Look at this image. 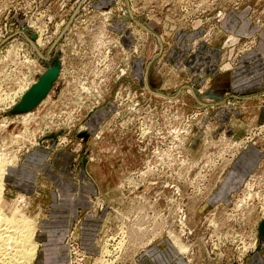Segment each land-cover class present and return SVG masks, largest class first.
I'll return each instance as SVG.
<instances>
[{"label":"rangeland","instance_id":"374dc122","mask_svg":"<svg viewBox=\"0 0 264 264\" xmlns=\"http://www.w3.org/2000/svg\"><path fill=\"white\" fill-rule=\"evenodd\" d=\"M260 26L264 0H0L6 212L21 209L41 224L45 198L35 199L27 181V192L8 194V169L54 138L56 150L94 156L103 183L117 186L107 207L98 197L93 202L102 216L98 253L82 247L75 226L61 241L63 264H71L69 246L77 241L84 264H138L137 253L162 238L182 253L201 249L211 262L245 264L264 248ZM198 41L220 48V61L203 57ZM52 67L58 75L48 95L31 110L17 109ZM245 154L257 166L248 165L236 192L221 197L217 189L230 183L222 178ZM110 171L116 175L107 180ZM39 232L32 264L55 246L44 251Z\"/></svg>","mask_w":264,"mask_h":264},{"label":"crops","instance_id":"0c3cea01","mask_svg":"<svg viewBox=\"0 0 264 264\" xmlns=\"http://www.w3.org/2000/svg\"><path fill=\"white\" fill-rule=\"evenodd\" d=\"M256 31L264 32V26H260V29ZM190 37L189 41L193 39L192 33ZM200 41L195 42L194 45L199 44L201 55H206L209 62L211 56L214 58L213 61L219 62L221 49L216 48L211 43L212 46H209V43ZM183 46L187 47L188 45L183 44ZM255 53L258 60L264 59V40L261 39ZM242 98H246V96H242ZM263 108L264 106L262 107L264 117ZM222 115L227 117L226 112ZM52 141L55 139L52 138L49 141V146L36 147L25 153L21 158V163L9 167L7 177L8 194L18 191L27 192V188L23 187L27 181L32 183L33 187L30 190L35 199L38 196L45 198L40 204V211L44 218L41 222L39 221L41 224H38L37 227L40 231L38 241L45 246L44 251L51 244L55 246L49 252H44L41 264L52 263V260L55 261L54 264H63L67 260V249L63 248L61 241L75 226L80 235L82 247L90 254L98 253L99 244L95 242V239L100 234L101 228H97L95 225H99L97 222L102 216H99L98 209L93 202L98 197L100 203L105 202L106 205L104 204V206L107 207L108 202L106 200L109 201L117 187L115 185L109 187L107 183H103L105 181L101 178L102 173L97 168V164L94 163V156L88 154L79 160L77 151L56 150L51 147ZM247 154L240 158L233 171L222 178V181L226 179L225 181H230V183L229 185L225 183L221 190L220 187L217 189L221 197L224 198L230 193L236 192L234 183L250 173V171L245 170L248 165L250 166L249 170L257 166V157L251 155L247 157ZM113 171L106 175L107 180L109 176L114 177L116 175ZM40 176L44 178V181L41 180ZM112 179L114 180V178ZM90 238L93 239V244L88 242ZM54 240L56 242H53ZM157 241L148 251L145 247L137 253L138 264H230L211 262L201 249L195 254L192 253V256L188 253H182L173 239L162 238L159 239V242ZM163 242L164 244H162ZM245 264H264V248L253 253L246 259Z\"/></svg>","mask_w":264,"mask_h":264},{"label":"bare ground","instance_id":"6f19581e","mask_svg":"<svg viewBox=\"0 0 264 264\" xmlns=\"http://www.w3.org/2000/svg\"><path fill=\"white\" fill-rule=\"evenodd\" d=\"M6 173V164H0V262L2 264H32L36 260L39 248L36 241L37 227L33 219L25 217L23 211L19 212L21 209L15 208L10 213L6 212L4 205ZM259 235L264 237L260 232ZM118 244L121 246L122 241Z\"/></svg>","mask_w":264,"mask_h":264},{"label":"water","instance_id":"95a60500","mask_svg":"<svg viewBox=\"0 0 264 264\" xmlns=\"http://www.w3.org/2000/svg\"><path fill=\"white\" fill-rule=\"evenodd\" d=\"M50 69L42 74L39 80L27 90L22 100L16 105L17 109L23 111L31 110L48 95L58 75V69L56 67ZM259 231L264 235V220L260 224Z\"/></svg>","mask_w":264,"mask_h":264},{"label":"built area","instance_id":"2783aa9c","mask_svg":"<svg viewBox=\"0 0 264 264\" xmlns=\"http://www.w3.org/2000/svg\"><path fill=\"white\" fill-rule=\"evenodd\" d=\"M7 95H12V93H10V94H6V96L3 98V103H5L8 107L10 106V105H13L12 103H11V98L10 97H8L7 98ZM17 98V97H16ZM15 98V99H16ZM73 236V235H72ZM72 236L70 235V238H69V240H71L72 239ZM186 238H188L187 236H186ZM70 243V242H69ZM117 243V242H116ZM115 243V244H116ZM111 246H113V244L111 245ZM114 247V246H113ZM254 247V246H253ZM255 247H256V245H255ZM69 249H70V251H71V253H72V262H71V264H84L85 262V258L87 257V253H85V252H83V251H81V249H80V247H79V243H78V241H77V246H76V244L75 243H70V246H69ZM103 248L101 249V254L103 253ZM105 254V253H104ZM106 255H108V254H106ZM77 258V260H75ZM108 260V259H107Z\"/></svg>","mask_w":264,"mask_h":264}]
</instances>
